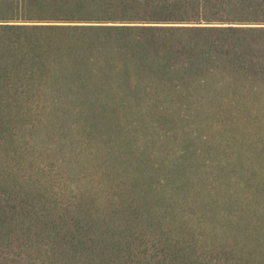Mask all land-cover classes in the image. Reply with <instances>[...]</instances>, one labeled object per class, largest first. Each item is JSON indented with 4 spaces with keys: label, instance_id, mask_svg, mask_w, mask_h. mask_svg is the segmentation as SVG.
I'll list each match as a JSON object with an SVG mask.
<instances>
[{
    "label": "trees",
    "instance_id": "16d2710c",
    "mask_svg": "<svg viewBox=\"0 0 264 264\" xmlns=\"http://www.w3.org/2000/svg\"><path fill=\"white\" fill-rule=\"evenodd\" d=\"M0 264H264V0H0Z\"/></svg>",
    "mask_w": 264,
    "mask_h": 264
}]
</instances>
